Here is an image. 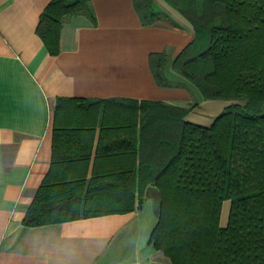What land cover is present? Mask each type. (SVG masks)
<instances>
[{
    "label": "crops",
    "instance_id": "crops-1",
    "mask_svg": "<svg viewBox=\"0 0 264 264\" xmlns=\"http://www.w3.org/2000/svg\"><path fill=\"white\" fill-rule=\"evenodd\" d=\"M50 1L0 0V264H171L148 243L158 192L151 183L137 189L138 154L152 147L139 142L133 102L159 103L166 113L144 138L159 135L169 119L178 127L180 108H191L186 122L209 127L235 102L205 98L174 70L176 60L179 67L192 57L195 33L165 0H152L158 20L151 25H142L133 0H89L95 23L72 16L56 55L36 33ZM151 54L165 56L170 86L156 84ZM58 99L86 101L56 108ZM46 176L88 187L80 197L98 211L123 209L131 199L133 209L24 226Z\"/></svg>",
    "mask_w": 264,
    "mask_h": 264
},
{
    "label": "trees",
    "instance_id": "trees-1",
    "mask_svg": "<svg viewBox=\"0 0 264 264\" xmlns=\"http://www.w3.org/2000/svg\"><path fill=\"white\" fill-rule=\"evenodd\" d=\"M152 0H133L142 25L158 20ZM190 22L195 39L192 57L175 71L205 98L231 100L209 127L184 120L189 109L164 124L155 102H133L139 116L138 139L151 152L138 154V192L151 183L158 192V219L148 243L171 264H264V0H165ZM200 5V10L198 6ZM93 24L89 0H51L42 11L36 33L50 55L58 54L59 32L72 16ZM163 54H151L149 65L158 86H170L162 74ZM196 71L190 73L188 67ZM86 100L58 99L62 104ZM110 100L95 101L103 103ZM89 102V101H88ZM243 102L244 104H241ZM170 114V113H169ZM111 184L112 180H101ZM111 182V183H110ZM128 189V188H126ZM133 188H131V191ZM80 182L53 183L47 176L26 210L22 225L41 226L120 210H96ZM229 201L225 227L219 219Z\"/></svg>",
    "mask_w": 264,
    "mask_h": 264
},
{
    "label": "rangeland",
    "instance_id": "rangeland-1",
    "mask_svg": "<svg viewBox=\"0 0 264 264\" xmlns=\"http://www.w3.org/2000/svg\"><path fill=\"white\" fill-rule=\"evenodd\" d=\"M241 104H244V103L241 102ZM262 111L264 112V105L262 106ZM228 212H229V201H225V202H223L222 207H221V213H220V219H219L220 227H225L227 217H228ZM154 250H156V249H154ZM156 251L160 252V254L164 258L169 260V258L166 255H164L161 251H159V250H156ZM169 262H170V260H169Z\"/></svg>",
    "mask_w": 264,
    "mask_h": 264
}]
</instances>
